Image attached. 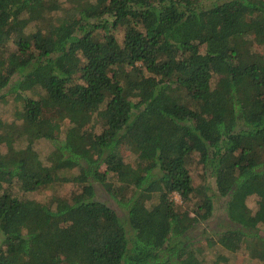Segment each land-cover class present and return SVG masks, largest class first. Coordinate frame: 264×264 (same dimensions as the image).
Listing matches in <instances>:
<instances>
[{
  "label": "trees",
  "instance_id": "1",
  "mask_svg": "<svg viewBox=\"0 0 264 264\" xmlns=\"http://www.w3.org/2000/svg\"><path fill=\"white\" fill-rule=\"evenodd\" d=\"M5 91L0 264H264V0H0Z\"/></svg>",
  "mask_w": 264,
  "mask_h": 264
},
{
  "label": "rangeland",
  "instance_id": "2",
  "mask_svg": "<svg viewBox=\"0 0 264 264\" xmlns=\"http://www.w3.org/2000/svg\"><path fill=\"white\" fill-rule=\"evenodd\" d=\"M3 93L4 99L0 98V118L7 121H12L15 119L14 101L11 98V94H9V92L5 91ZM49 111L50 108L46 105L44 107L45 114H47ZM34 147L39 155V158L47 164V155L53 148L51 142L45 138H38L34 142ZM133 157V155H130L128 159L132 160ZM72 189H74L72 185H64L60 188L57 185L55 187L45 189L42 192H28L25 194L28 197L34 199L46 200L47 196L49 195L68 197L69 194L72 192ZM123 194L128 195L129 192L124 191ZM102 196L105 197V195ZM174 198L177 202H180L179 195L175 194ZM112 200L109 203L115 205V201ZM214 211L215 213L214 216L211 217V220L207 223H204L207 232L211 230L222 229V227L226 225L227 220L221 210L216 208ZM262 233L264 234V232ZM254 243L255 240H249L245 245L241 246V248L236 251H230L229 249H226L225 247L219 244H215L212 246L205 245V252L203 254V264H258L259 262L257 258L255 257V255H253Z\"/></svg>",
  "mask_w": 264,
  "mask_h": 264
}]
</instances>
